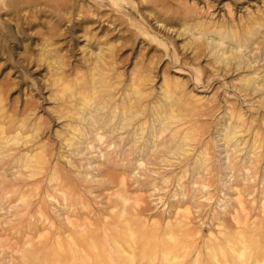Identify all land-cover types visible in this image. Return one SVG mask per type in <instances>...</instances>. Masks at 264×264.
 Listing matches in <instances>:
<instances>
[{
    "label": "rangeland",
    "instance_id": "rangeland-1",
    "mask_svg": "<svg viewBox=\"0 0 264 264\" xmlns=\"http://www.w3.org/2000/svg\"><path fill=\"white\" fill-rule=\"evenodd\" d=\"M18 2L0 0V97L7 115L3 123L13 130L24 118L34 131L22 150L8 153L35 148L32 153L45 155L46 165L27 170L11 161L3 176L9 186L28 183L43 190L55 167L73 193L68 192V201L60 188L53 198L34 190L35 195L23 199L13 191L1 198L0 264H18L26 240L45 238V218L66 225V215L72 212L85 214L81 221L98 232L107 264H122L120 249L110 240L118 223V233L125 236L131 224L138 233H149L164 230L168 221L176 228L183 220L185 232H178L171 264H195L198 254L197 264H248L250 256L263 255L264 0H23L20 10ZM61 15L65 20L57 23ZM252 27L256 34L247 42L250 47L238 49L229 36L235 31L242 37ZM89 42L91 49H103L110 62L112 86L107 90L98 84V102L116 94L124 100L135 86L145 96L138 102L143 113L136 128L144 126L147 134L138 136L137 143L127 139L110 149L106 142H94L85 150L81 143L70 147L66 142L73 138L75 124L82 122L71 111L77 99L62 98L61 92L65 84L72 90L89 86L88 69L95 61ZM45 49L53 69L45 61ZM168 89L174 117L161 137H174L172 147L183 137L187 141L173 153L151 158L141 148L153 141V110L165 101ZM29 98L31 111L23 108ZM80 128L86 131L89 125L84 122ZM233 128L236 139L226 140ZM134 220L141 222L135 225ZM240 230L245 240L238 236ZM215 236H227L236 244L221 241L228 262L218 246V260L211 254L208 244L217 243ZM138 242L132 249V243L123 241L126 256L130 249L138 264H170L161 258L153 261L148 246ZM234 247L247 250L244 259L231 250ZM144 249L150 254L141 255ZM249 264H255L253 259Z\"/></svg>",
    "mask_w": 264,
    "mask_h": 264
},
{
    "label": "bare ground",
    "instance_id": "bare-ground-1",
    "mask_svg": "<svg viewBox=\"0 0 264 264\" xmlns=\"http://www.w3.org/2000/svg\"><path fill=\"white\" fill-rule=\"evenodd\" d=\"M22 2L23 0H19L18 10H20V5L22 4ZM57 19H58L57 23H61L63 22V20H65V17L64 15H61ZM256 28L258 29V31H260L262 28V24L260 23L259 27ZM255 34H256L255 30L252 27V29L249 30L247 33H245L242 37H238V33L235 31H233V33L229 37L230 39L237 41L236 44L238 49L240 48L248 49V47L250 46L247 45V42L249 40H252V37ZM261 34L263 37V32H261ZM10 37L13 36L10 35ZM87 48L91 52L90 53L91 55H95V61L93 60V62L90 65L91 68L88 69L89 73L91 74L89 79V86L80 87V88H76L75 90H72L71 85L65 84L64 90L61 92L62 98L68 95L71 98L77 99L76 103L74 104L75 109L71 111L73 113L75 120L76 121L80 120L82 122L81 124L78 123L75 124V126H77V129L75 131V134L73 135V138L66 141L68 143V146L73 147L78 143H81L85 145V150H89L90 148L93 147L94 142H97L99 144L106 142L107 143L106 147H109L110 149L111 148L116 149L117 146L121 145V143L127 139L133 140L134 143H137L138 136H140L141 138L143 135L147 134L144 132L145 130L144 126H139V129H141L139 131L136 128V125L139 124V122L141 121L139 117L143 113L142 112L139 114L138 111L139 103L142 100H144L145 96L140 95L137 86H135L134 88L131 89V93H129L124 98V100H120V98L116 94L114 96L110 95L109 97H105L104 100L98 102L95 99L98 93V84H100L103 87H106L107 90L109 86H112L111 81L108 80V71L111 70L109 57L105 54L103 49H100L99 51L91 49L90 42L88 43ZM45 52L46 54L43 53V56H45V61L48 63V68L53 69L52 68V66L54 65L53 61H50L49 59L50 56L49 54H47L49 53V50L45 49ZM232 56H235V54L232 53ZM24 58L27 60L26 57ZM40 61H42V58L40 59ZM28 62L32 63L31 61ZM240 64L241 63L238 62V65ZM85 81H86V77H84V82ZM54 82L57 83L56 80H54ZM262 82H263V78L259 82V85H263ZM55 83L52 84L53 87H56L57 84ZM250 83L251 82H248L249 85ZM70 91H71V95H70ZM170 94L171 92L169 91V89L168 91L166 90L163 94V96L166 98L165 101L158 109L153 110L154 122L150 127V135H152L153 141L148 147L143 146L141 148V152L145 153L148 157L151 158L152 157L161 158L160 156H158L159 153H163V154L173 153L176 150L182 148L183 143L187 141L186 140L187 137H183L180 141H178V144L172 147L171 145L174 141V137L172 139L161 137L167 130H169L170 125L172 124L170 120L174 117V110L171 107L170 101H168ZM32 100L33 98H29L28 100H26L25 105L23 107L25 110H29V111L33 110L32 106L34 104ZM3 101H4L3 97H0V199L5 198V196L8 195V192L11 191H13V193L18 192V194H20L19 195L20 198L23 199L24 197L35 195L34 193H32L33 190L40 194L45 193L48 197L53 198L54 197L53 193L58 191L60 188L66 193L63 194L65 201H68L69 199L68 192L73 193L72 185L67 184L68 181L65 179L64 175L58 172V170L55 167H52V170L50 171L49 174L50 183L46 184L43 190L33 189L34 187L29 185L28 183L21 184V186L19 184H12V186H9L11 183H8L4 179L3 176L5 174L4 172H7V168L9 167L11 161L17 162V165L21 168L30 170L31 167H35V166L39 168H44L46 165V159H45V155H43L42 153L33 154L32 152L35 150V148H29L28 151H26V153H15L13 155H10V153H8L9 150L15 149L17 147H20V150H22V147L24 145H27L29 142H31L33 136L32 132L34 131V128L28 124L26 119L23 118L15 125L13 130L7 129L3 123L4 120L7 118V115L5 114V109L3 108ZM101 103H103V106H100ZM105 108L107 109L106 112L100 113V115H98V112L103 111ZM84 122H87L89 125V128L86 131L80 128ZM156 122L158 124H156ZM131 126L133 127V129L130 130L131 133H129L128 129ZM123 131L125 132L122 133ZM116 133L117 136H115ZM30 134H32V136H30ZM172 134L174 135V132ZM235 134H236V129L235 128L230 129L225 134V139L229 141L231 140L233 141V139L235 138ZM124 135H127V137L125 138ZM115 138H117V140L120 139L121 141L119 140V143H117L116 142L117 140H115ZM237 144L238 143L236 141V145ZM253 148L251 149L253 150ZM249 152H251V155L255 153V152L252 153V151ZM81 153L82 151H78V154ZM122 155L123 154H121V156ZM201 167H202V163H201ZM60 180H62L63 184H59ZM69 204L72 205L71 202ZM39 208L42 207L39 206ZM84 216L85 214H77L74 212L70 214L67 213L66 225L62 223L58 225L57 221L51 217L45 218V221L47 220L48 222V225H44L42 227L43 231L45 230L44 232H46L44 234L45 238L39 240L37 243H34L33 242L34 240L31 239L26 240L25 243L23 244V247L20 249V251L22 252V256L19 259L18 264H107L106 259L102 256V253L106 248V245H104L105 243L103 242L102 239H99L98 232L94 231L91 228H88L81 221L83 218H85ZM122 216L124 217V215H121L120 217ZM139 221L140 220H137V223L135 221V225L141 222ZM182 221L183 220L177 222L176 228L171 226V223L168 221L166 222V228L164 230L157 229L154 231L153 229L149 233L147 232L138 233V231L135 229L136 226L133 227V225L131 224L129 225L127 234L125 236L118 233L120 230L119 228H121L122 226V223L121 224L118 223L116 224L115 227L117 229L118 226V229L117 230L112 229L113 231L110 234V240L112 242H115V244H117L116 246H118V248L121 250V251L118 250L119 253H117L116 251V253L120 257L122 264L123 263L138 264L136 263L138 262L136 261L137 255L135 256V254L131 252L132 250L130 251L129 249L130 257L126 256L128 254L127 253L128 249L127 250L125 249L128 247H125L124 249V246L126 244L124 243L123 245V241L127 243H132V245L129 244V246H131V248L133 249L135 248L133 242L138 244L139 243L138 241H140L141 243V240L144 241L145 243L144 245H146V248L148 246L147 249H150L151 252L150 258L153 261L155 259L157 261V258H161L164 261L166 262L168 261L170 263L173 262V258L177 256V254H175L176 252L175 248L177 247V243H179L178 232L179 231L185 232L184 227L186 226V223L183 224ZM36 229L38 230V227ZM256 229L257 228H255V230ZM241 230L238 232V236L241 237L243 240H245L246 239L245 234ZM220 233L223 236L222 231ZM215 238H213V240L217 241V243L214 244V246H212L213 244L212 245L208 244L211 254L215 257L214 259L218 260V258H216L217 257L216 251L214 249L218 246L222 250L221 253L225 257L226 262H228L227 259L228 257L226 254L227 252L225 251L224 246L221 244V241L225 240V242L229 244L232 242V239L231 238L228 239L227 236H224L223 239L221 238L219 239L218 236H215ZM213 240L211 239V243ZM245 242L244 241L243 243L241 242L242 243L241 245H244ZM232 243L231 245H234V243L233 244ZM247 244H250V242L245 243V245ZM149 245H152V247H149ZM135 246L137 247V245ZM234 246H236V244ZM247 246L249 247L250 245ZM247 246L246 249L249 251L251 247L247 248ZM184 248H187L185 242H184ZM235 248L236 247L232 248L231 250L236 252L238 256L242 257V258L239 257L240 260L244 259L245 257L244 252L247 250L244 248L245 249L244 251L239 252ZM145 249L143 253L142 252L139 253L141 255L150 254V252L146 253ZM253 250L252 251L255 252V249ZM133 251H136V249H134ZM11 259L14 260L13 254ZM248 259L249 262L251 259H253L255 264H264V227H263V255H258L256 257L250 256V258ZM198 260H199V254L197 255L195 264L198 263ZM243 261L245 262V260ZM249 262L247 263L249 264Z\"/></svg>",
    "mask_w": 264,
    "mask_h": 264
}]
</instances>
